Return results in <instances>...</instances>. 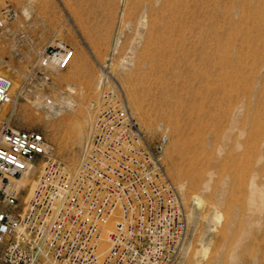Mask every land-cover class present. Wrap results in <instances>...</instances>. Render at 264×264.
<instances>
[{"label":"rangeland","instance_id":"374dc122","mask_svg":"<svg viewBox=\"0 0 264 264\" xmlns=\"http://www.w3.org/2000/svg\"><path fill=\"white\" fill-rule=\"evenodd\" d=\"M9 6L0 73L20 92L0 127L41 132L74 168L100 91L116 88L150 147L165 137L159 162L188 214L169 264H264V0H0V17ZM56 39L74 48L68 67L31 73ZM38 172L14 181L19 205Z\"/></svg>","mask_w":264,"mask_h":264},{"label":"built area","instance_id":"2783aa9c","mask_svg":"<svg viewBox=\"0 0 264 264\" xmlns=\"http://www.w3.org/2000/svg\"><path fill=\"white\" fill-rule=\"evenodd\" d=\"M2 9L0 28L17 17ZM74 48L56 39L38 55L33 71L68 67ZM40 79L48 80L45 73ZM19 90L0 73V108ZM52 113L64 105L36 94ZM164 134L154 147L116 89L100 91L74 168L54 155L41 132L0 127V264H169L187 227V211L159 162ZM39 172L21 205L15 183Z\"/></svg>","mask_w":264,"mask_h":264},{"label":"bare ground","instance_id":"6f19581e","mask_svg":"<svg viewBox=\"0 0 264 264\" xmlns=\"http://www.w3.org/2000/svg\"><path fill=\"white\" fill-rule=\"evenodd\" d=\"M227 135V134H226ZM229 135V134H228ZM233 146V145H232ZM237 147V146H236ZM202 173H203V171H202ZM203 175V174H202ZM199 176V175H198ZM19 182V181H18ZM227 186V185H226ZM255 190V189H254ZM257 191V190H256ZM254 192V191H253ZM222 193V192H221ZM255 193V192H254ZM256 194H258V193H256ZM255 195V194H254ZM255 197V196H254ZM253 201V200H252ZM251 201V202H252ZM226 231H228V230H226ZM225 234V233H224Z\"/></svg>","mask_w":264,"mask_h":264}]
</instances>
